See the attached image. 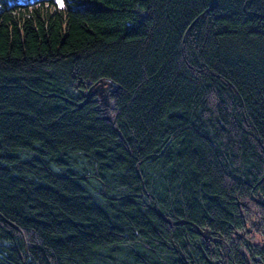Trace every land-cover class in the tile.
<instances>
[{
  "label": "trees",
  "instance_id": "obj_1",
  "mask_svg": "<svg viewBox=\"0 0 264 264\" xmlns=\"http://www.w3.org/2000/svg\"><path fill=\"white\" fill-rule=\"evenodd\" d=\"M260 196L264 0H0V264H248Z\"/></svg>",
  "mask_w": 264,
  "mask_h": 264
},
{
  "label": "flooded vegetation",
  "instance_id": "obj_2",
  "mask_svg": "<svg viewBox=\"0 0 264 264\" xmlns=\"http://www.w3.org/2000/svg\"><path fill=\"white\" fill-rule=\"evenodd\" d=\"M252 201L255 202L253 199ZM245 208L246 211L243 213V230L237 231V234H231L230 243L232 246L238 245L242 255L248 259V264H264V229L260 227L262 216L258 210L259 207L257 210L251 206H245ZM223 242L225 246H228L227 241ZM251 256L254 258H251Z\"/></svg>",
  "mask_w": 264,
  "mask_h": 264
},
{
  "label": "rangeland",
  "instance_id": "obj_3",
  "mask_svg": "<svg viewBox=\"0 0 264 264\" xmlns=\"http://www.w3.org/2000/svg\"><path fill=\"white\" fill-rule=\"evenodd\" d=\"M28 1H34V0H28ZM55 2L58 4V5H62V0H55ZM76 159H77V161H78V163H79V168H78V170H80V171H85L88 175H90L91 174V172H90V170L87 168V166L83 163V161L80 159V158H78V157H75ZM90 180H91V184L93 185V186H96V183H95V181H94V179L90 176V178H89ZM250 206L253 208V209H256L257 210V206L255 207V205H253V204H250ZM258 210L260 211V212H263V211H261V208H258ZM261 227V226H260ZM212 238H211V236L208 234V237H207V240L206 241H210ZM119 256L121 257V258H123V261L122 262H127V263H130L129 262V260L126 258V256H125V248L123 249V252L121 253V254H119Z\"/></svg>",
  "mask_w": 264,
  "mask_h": 264
},
{
  "label": "water",
  "instance_id": "obj_4",
  "mask_svg": "<svg viewBox=\"0 0 264 264\" xmlns=\"http://www.w3.org/2000/svg\"><path fill=\"white\" fill-rule=\"evenodd\" d=\"M89 94V93H88ZM254 201L257 203V204H259V205H261V206H264V199L260 196L259 198H256V199H254ZM203 239L206 241L207 240V237H208V233H203Z\"/></svg>",
  "mask_w": 264,
  "mask_h": 264
}]
</instances>
